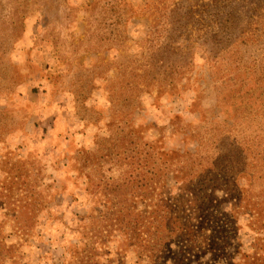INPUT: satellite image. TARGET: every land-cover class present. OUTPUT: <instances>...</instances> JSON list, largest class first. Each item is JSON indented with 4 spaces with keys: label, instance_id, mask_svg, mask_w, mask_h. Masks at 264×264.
Here are the masks:
<instances>
[{
    "label": "rangeland",
    "instance_id": "1",
    "mask_svg": "<svg viewBox=\"0 0 264 264\" xmlns=\"http://www.w3.org/2000/svg\"><path fill=\"white\" fill-rule=\"evenodd\" d=\"M209 165L264 264V0H0V264H134L85 235L116 183L177 206Z\"/></svg>",
    "mask_w": 264,
    "mask_h": 264
},
{
    "label": "trees",
    "instance_id": "2",
    "mask_svg": "<svg viewBox=\"0 0 264 264\" xmlns=\"http://www.w3.org/2000/svg\"><path fill=\"white\" fill-rule=\"evenodd\" d=\"M214 166L220 168L221 164L219 167L214 163ZM212 170L209 165L201 176H192L197 177L196 182L191 175L190 178L176 175L179 177L176 183L180 182L187 195L185 204L177 206L166 202L161 193L156 194L155 188L151 189L146 183L134 185L126 179L118 181L115 188L119 196L114 210L99 213L98 224L93 228L85 227V235L89 234L95 243L103 244L107 235L117 231L122 236L120 245L126 247L123 252L132 249L136 253L134 264H142L144 260L146 264H193L207 253L211 254V261L224 259L226 264H239L238 259L243 260L240 264H258L262 257L257 253L254 256L245 254L239 240L241 227L236 225L235 217L243 208V196L239 195L237 201L231 203L230 211L214 213L218 207L216 203H229V199L218 200L213 194L206 193L203 177H209ZM157 178L160 177H152L147 182ZM191 187L197 189L196 194H192ZM129 196L146 200V207L139 209L129 201ZM209 230L211 235L206 233ZM253 244L255 251L257 239ZM100 253L92 249L90 256L94 258Z\"/></svg>",
    "mask_w": 264,
    "mask_h": 264
}]
</instances>
